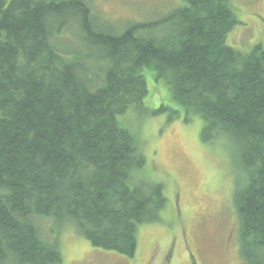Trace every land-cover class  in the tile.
I'll return each instance as SVG.
<instances>
[{"label": "trees", "instance_id": "obj_1", "mask_svg": "<svg viewBox=\"0 0 264 264\" xmlns=\"http://www.w3.org/2000/svg\"><path fill=\"white\" fill-rule=\"evenodd\" d=\"M182 2L119 30L85 0H0V264H61L66 226L132 258L137 226L162 221L164 185L142 174V144L122 120L143 105L144 70L184 121L201 119L202 142L236 157L239 256L264 264V48L226 43L230 0ZM165 110L180 116L152 114Z\"/></svg>", "mask_w": 264, "mask_h": 264}, {"label": "rangeland", "instance_id": "obj_2", "mask_svg": "<svg viewBox=\"0 0 264 264\" xmlns=\"http://www.w3.org/2000/svg\"><path fill=\"white\" fill-rule=\"evenodd\" d=\"M238 23L226 43L246 53L264 48V0H230ZM92 14L102 15L121 29L132 20H154L182 0H85ZM71 37L70 31L64 37ZM148 93L139 109L125 114L142 144L144 174L160 182L168 198L162 221L140 224L137 249L130 258L93 247L66 226L60 236L61 264H245L238 252V219L233 205L234 183L240 172L236 157L220 141L202 142L198 116L182 119L181 108L162 80L144 70ZM179 111L169 119V111ZM127 111V112H128ZM50 220H41L43 230Z\"/></svg>", "mask_w": 264, "mask_h": 264}]
</instances>
